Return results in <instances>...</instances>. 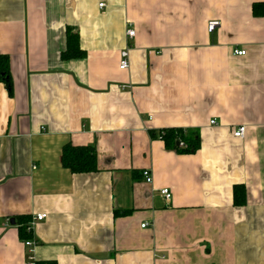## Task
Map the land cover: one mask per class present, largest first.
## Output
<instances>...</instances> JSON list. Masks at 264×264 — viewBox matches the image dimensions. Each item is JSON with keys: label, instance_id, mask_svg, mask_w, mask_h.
Returning a JSON list of instances; mask_svg holds the SVG:
<instances>
[{"label": "crops", "instance_id": "1", "mask_svg": "<svg viewBox=\"0 0 264 264\" xmlns=\"http://www.w3.org/2000/svg\"><path fill=\"white\" fill-rule=\"evenodd\" d=\"M68 30L83 59L61 58ZM0 55V264H24L41 213L37 263L264 264V0H0ZM67 145L96 170L65 168Z\"/></svg>", "mask_w": 264, "mask_h": 264}, {"label": "trees", "instance_id": "2", "mask_svg": "<svg viewBox=\"0 0 264 264\" xmlns=\"http://www.w3.org/2000/svg\"><path fill=\"white\" fill-rule=\"evenodd\" d=\"M66 49L60 54L63 60L83 59L86 55L81 50L77 34H71L67 31ZM8 57L0 55V82L2 81L6 87H10V72ZM160 139L165 146L176 150L178 153L191 154L199 147V134L197 131H188L182 128L179 129H165L160 133ZM182 143V146L179 145ZM62 164L71 173H92L97 168V158L95 148L93 146H76L67 145L62 150ZM236 186L233 188V198L236 203H244L245 198L239 195L240 191ZM19 223L18 233L22 241L32 239V235L26 232V223ZM43 264V263H39ZM50 264V263H45Z\"/></svg>", "mask_w": 264, "mask_h": 264}, {"label": "built area", "instance_id": "3", "mask_svg": "<svg viewBox=\"0 0 264 264\" xmlns=\"http://www.w3.org/2000/svg\"><path fill=\"white\" fill-rule=\"evenodd\" d=\"M103 6H104V4L101 3L99 5V8H101ZM219 27H220V23L218 21H210L208 23V26H207V31L209 33H212ZM133 35H134L133 29L126 31V37L127 38H132ZM128 52H129V50L127 48L123 49L119 52L120 59H119V63H118V68L121 70L129 69L128 68L129 67V54H128ZM236 54L241 56V55H245V52L244 51H237ZM210 123L213 124L214 121H210ZM244 131H245L244 126L238 127V129L233 133V137L234 138H242ZM142 177H143L144 182L146 184L151 185L153 180H152V174L150 173V171L143 170ZM160 194L166 200L171 197V192L168 188L161 189ZM45 217H46V215L41 213V214H36V215H34V217L30 218V220L26 223V226H25L26 232L32 234V230L35 226V223L42 221V220H45L46 219ZM36 244H37V242L34 241L33 239L23 241V245L27 249V256L25 258V261L23 262L24 264H39V263H37V261L34 258V255H33ZM43 264H45V263H43Z\"/></svg>", "mask_w": 264, "mask_h": 264}, {"label": "water", "instance_id": "4", "mask_svg": "<svg viewBox=\"0 0 264 264\" xmlns=\"http://www.w3.org/2000/svg\"><path fill=\"white\" fill-rule=\"evenodd\" d=\"M11 222L13 223L14 221L12 220Z\"/></svg>", "mask_w": 264, "mask_h": 264}]
</instances>
